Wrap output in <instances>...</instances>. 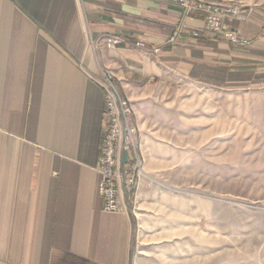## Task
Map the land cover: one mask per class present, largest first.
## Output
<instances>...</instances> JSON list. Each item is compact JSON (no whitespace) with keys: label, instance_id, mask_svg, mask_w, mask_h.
Segmentation results:
<instances>
[{"label":"crops","instance_id":"crops-1","mask_svg":"<svg viewBox=\"0 0 264 264\" xmlns=\"http://www.w3.org/2000/svg\"><path fill=\"white\" fill-rule=\"evenodd\" d=\"M202 1L240 4L246 19L226 25L248 44L207 32L178 0H0V264H130L122 153L121 210L106 212L98 193L105 95L95 79L111 70L129 100L154 84L264 85V0ZM104 36L125 42L108 49Z\"/></svg>","mask_w":264,"mask_h":264},{"label":"rangeland","instance_id":"rangeland-1","mask_svg":"<svg viewBox=\"0 0 264 264\" xmlns=\"http://www.w3.org/2000/svg\"><path fill=\"white\" fill-rule=\"evenodd\" d=\"M139 128L130 264H264V85L154 84Z\"/></svg>","mask_w":264,"mask_h":264},{"label":"built area","instance_id":"built-area-1","mask_svg":"<svg viewBox=\"0 0 264 264\" xmlns=\"http://www.w3.org/2000/svg\"><path fill=\"white\" fill-rule=\"evenodd\" d=\"M177 4L186 15L191 12L202 13L207 32L232 44L241 46L248 44L247 40L226 25L228 19H246L240 4L234 2L214 4L202 0H178ZM177 31L178 28L174 33L177 34ZM124 42L125 40L119 36H104L100 40L108 49H116ZM174 42L175 37L168 40V43ZM136 46L144 47V43L137 42ZM155 52L159 53L160 48H156ZM101 74V79H95L105 95V128L96 168L100 176L98 193L104 201V210L115 213L121 210L120 175L117 169L119 154L126 156L123 183L127 195L131 199L136 198L139 190L141 176L137 153L139 128L134 121L135 113L131 101L119 90L116 75L105 68H101Z\"/></svg>","mask_w":264,"mask_h":264}]
</instances>
